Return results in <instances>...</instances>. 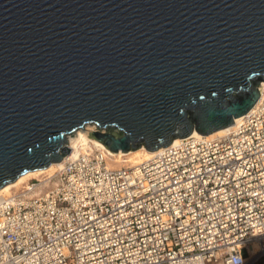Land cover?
<instances>
[{
    "label": "water",
    "instance_id": "water-1",
    "mask_svg": "<svg viewBox=\"0 0 264 264\" xmlns=\"http://www.w3.org/2000/svg\"><path fill=\"white\" fill-rule=\"evenodd\" d=\"M264 82V0H0V189L70 153L234 125Z\"/></svg>",
    "mask_w": 264,
    "mask_h": 264
},
{
    "label": "built area",
    "instance_id": "built-area-1",
    "mask_svg": "<svg viewBox=\"0 0 264 264\" xmlns=\"http://www.w3.org/2000/svg\"><path fill=\"white\" fill-rule=\"evenodd\" d=\"M258 91L221 137L190 135L121 168L88 149L1 196L0 264H264Z\"/></svg>",
    "mask_w": 264,
    "mask_h": 264
},
{
    "label": "bare ground",
    "instance_id": "bare-ground-1",
    "mask_svg": "<svg viewBox=\"0 0 264 264\" xmlns=\"http://www.w3.org/2000/svg\"><path fill=\"white\" fill-rule=\"evenodd\" d=\"M241 118L242 116L235 118L233 121L234 125L218 130L208 135L207 137L215 138V137L223 136L224 134L230 132L235 127V124L240 121ZM93 131L95 130L94 129H89L88 131L78 130V131H75L73 134L69 135L68 136V147L70 148V153L68 155H66L60 162L53 163L46 169L28 172L20 176L15 182L5 185L4 187L0 189V197L4 195H8L13 190L19 189L20 187L23 186L24 183H26L30 179H35L40 176H47V177L52 176L58 169L62 167L67 157L71 155H76L78 152H81V151H87L88 149H93V148H99V149L104 148L107 151V159L109 158L110 160L115 162V164H118L120 166L132 167L141 162L151 159L158 151L164 148L162 147V148H159L158 150L150 152L142 147L133 152L123 153L119 151L117 153H114L108 150L100 141H98L97 139L89 135V133H92ZM191 135L199 136L200 134L194 131L191 133ZM181 139L183 138H176L171 142V144L178 142ZM107 166L111 167L109 165Z\"/></svg>",
    "mask_w": 264,
    "mask_h": 264
},
{
    "label": "rangeland",
    "instance_id": "rangeland-1",
    "mask_svg": "<svg viewBox=\"0 0 264 264\" xmlns=\"http://www.w3.org/2000/svg\"><path fill=\"white\" fill-rule=\"evenodd\" d=\"M89 129H94V130H96V126L95 125H93V124H87V125H85L83 128H81V129H79V130H82V131H88ZM78 131V130H77ZM131 152H133V151H131ZM107 165H109V166H111V167H113V168H121L122 166H120V165H118V164H115V162H113L112 160H110L109 158L107 159ZM42 177H44V176H40V177H38V178H35V179H40V178H42ZM47 177V176H46ZM30 180H32V179H30ZM28 182V181H27ZM26 182V183H27ZM26 183H24V184H26ZM23 184V185H24ZM21 188V187H20ZM18 190V189H17ZM14 191V190H13Z\"/></svg>",
    "mask_w": 264,
    "mask_h": 264
}]
</instances>
